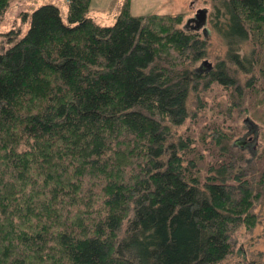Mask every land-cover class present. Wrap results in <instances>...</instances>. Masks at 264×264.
<instances>
[{
    "label": "trees",
    "instance_id": "obj_1",
    "mask_svg": "<svg viewBox=\"0 0 264 264\" xmlns=\"http://www.w3.org/2000/svg\"><path fill=\"white\" fill-rule=\"evenodd\" d=\"M90 1L37 5L0 50V264H219L264 187V146L232 166L241 113L264 125V0L220 1L202 67L180 13L99 25Z\"/></svg>",
    "mask_w": 264,
    "mask_h": 264
},
{
    "label": "rangeland",
    "instance_id": "obj_2",
    "mask_svg": "<svg viewBox=\"0 0 264 264\" xmlns=\"http://www.w3.org/2000/svg\"><path fill=\"white\" fill-rule=\"evenodd\" d=\"M128 1L130 12L133 15L148 14L150 12L180 13L181 22L179 27L184 30L194 29L196 33L206 39L205 60L213 62L215 59L223 58L225 51L224 41L211 25L213 19L219 22L222 21V16L220 15L221 0ZM121 2L122 0H91L88 7V15L99 25H110L114 21V16ZM43 3H52L62 13L65 11L64 0L9 1L6 10L0 17V33L9 31L7 33L9 38H7L6 34H0V50H3L5 44L11 40L13 31L25 28L22 14L28 13L31 9ZM198 8L204 9L205 15H203L202 20L199 23L192 20L187 21L188 18L193 17L195 10ZM201 61L202 59L196 64V67L202 66ZM241 116L242 113L238 121L240 129L235 137L236 142L232 152V166L237 175L249 177L254 166V156L258 153V149L264 146V141L259 134L264 130V125L256 127ZM260 194L259 197L251 199L250 206L246 208L247 214L251 215L252 219L246 220L245 223L230 231L228 240L231 244L232 252L219 264H264V187L261 188Z\"/></svg>",
    "mask_w": 264,
    "mask_h": 264
},
{
    "label": "water",
    "instance_id": "obj_3",
    "mask_svg": "<svg viewBox=\"0 0 264 264\" xmlns=\"http://www.w3.org/2000/svg\"><path fill=\"white\" fill-rule=\"evenodd\" d=\"M203 15H204V9L203 8H198V9L195 10L194 16H196L198 18L197 21H196V23H199L202 20ZM201 64H208L209 65L210 63H208V61H206L204 59V60L201 61ZM247 121L250 122V123H252L253 125H255L251 120H248L247 119Z\"/></svg>",
    "mask_w": 264,
    "mask_h": 264
},
{
    "label": "crops",
    "instance_id": "obj_4",
    "mask_svg": "<svg viewBox=\"0 0 264 264\" xmlns=\"http://www.w3.org/2000/svg\"><path fill=\"white\" fill-rule=\"evenodd\" d=\"M204 13H205V12H204ZM204 15H205V14H204ZM197 19H198V18H197L196 16L193 15V17H192V18H191V17L188 18L187 21H191V20H192V21H197ZM190 30H191V29H190ZM193 30H194V29H193Z\"/></svg>",
    "mask_w": 264,
    "mask_h": 264
},
{
    "label": "flooded vegetation",
    "instance_id": "obj_5",
    "mask_svg": "<svg viewBox=\"0 0 264 264\" xmlns=\"http://www.w3.org/2000/svg\"><path fill=\"white\" fill-rule=\"evenodd\" d=\"M203 60H204V59H203ZM203 65H205V64H202V66H203ZM202 66H201V67H202ZM255 126H256V125H255ZM256 127H257V126H256Z\"/></svg>",
    "mask_w": 264,
    "mask_h": 264
}]
</instances>
